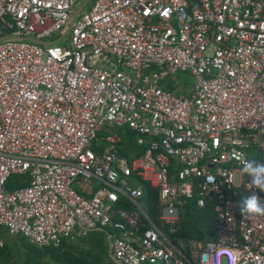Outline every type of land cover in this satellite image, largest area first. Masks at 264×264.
<instances>
[{
	"label": "built area",
	"instance_id": "2783aa9c",
	"mask_svg": "<svg viewBox=\"0 0 264 264\" xmlns=\"http://www.w3.org/2000/svg\"><path fill=\"white\" fill-rule=\"evenodd\" d=\"M82 1L0 0V228L58 246L106 226L119 264H264V214L238 206L264 202L241 174L264 162V0H92L64 38ZM178 72L193 84L176 93ZM122 127L142 155L112 149ZM192 197L215 241L167 235Z\"/></svg>",
	"mask_w": 264,
	"mask_h": 264
},
{
	"label": "trees",
	"instance_id": "16d2710c",
	"mask_svg": "<svg viewBox=\"0 0 264 264\" xmlns=\"http://www.w3.org/2000/svg\"><path fill=\"white\" fill-rule=\"evenodd\" d=\"M187 74L189 75V73ZM177 85H181L179 83V72L169 77L165 81L164 87L176 93L187 90L186 88L180 90ZM119 131L122 134V140L113 146L112 149L119 156L142 155L148 144L138 145L137 142L133 144L130 139L133 133L128 128L122 127ZM127 137L131 141H126ZM144 138L147 139V136H144ZM170 169L172 171L177 170V165L172 163ZM142 183L144 192L139 198V202L148 216L158 223L160 210L158 190L147 181ZM24 184H27V177L14 174L8 178L6 189L12 190ZM122 205L128 208L133 207L128 203ZM180 216L179 226L175 232L167 233L171 240L176 236H183L185 239H195L197 242L204 244L216 240V214L211 204L207 203L204 207H198L196 198L192 197L185 201L181 208ZM142 221L144 222L143 227H146L148 223L143 217ZM114 232L113 229L106 226H96L73 241L64 240L58 246H38L31 243L24 235L11 236L6 229L0 228V237L4 241V245L0 250V264H119L109 252L112 241L109 235Z\"/></svg>",
	"mask_w": 264,
	"mask_h": 264
},
{
	"label": "clouds",
	"instance_id": "9594fccd",
	"mask_svg": "<svg viewBox=\"0 0 264 264\" xmlns=\"http://www.w3.org/2000/svg\"><path fill=\"white\" fill-rule=\"evenodd\" d=\"M241 174L250 178V187L255 186L264 191V162H258L255 159L245 161ZM238 206L243 213L264 214V202L255 193L243 198Z\"/></svg>",
	"mask_w": 264,
	"mask_h": 264
},
{
	"label": "rangeland",
	"instance_id": "374dc122",
	"mask_svg": "<svg viewBox=\"0 0 264 264\" xmlns=\"http://www.w3.org/2000/svg\"><path fill=\"white\" fill-rule=\"evenodd\" d=\"M92 0H89L88 4L91 3ZM86 7L83 9L85 10ZM67 37V34H65L64 38ZM62 43V42H60ZM177 80V79H175ZM179 83H181V87L182 88H186L187 90L192 86L193 82H192V79L191 77L185 73V72H179ZM137 135H134L132 134V136L130 137V139L132 140V143L135 144L137 142ZM131 140H128V137L126 139V141H131ZM235 182H238V174H236V180Z\"/></svg>",
	"mask_w": 264,
	"mask_h": 264
},
{
	"label": "water",
	"instance_id": "95a60500",
	"mask_svg": "<svg viewBox=\"0 0 264 264\" xmlns=\"http://www.w3.org/2000/svg\"><path fill=\"white\" fill-rule=\"evenodd\" d=\"M87 3H88V0H83L79 4V6H77V8L75 9L74 14L72 15V18H71V20H70V22H69L66 30L64 31V34L68 33L72 22L74 21V19L76 18V16L80 13V11L86 6ZM58 40L59 39L54 40L53 42H57ZM37 42L42 43V44H49V43H51V42H47V41H38V40H37ZM109 252L111 253V246L109 248Z\"/></svg>",
	"mask_w": 264,
	"mask_h": 264
},
{
	"label": "crops",
	"instance_id": "0c3cea01",
	"mask_svg": "<svg viewBox=\"0 0 264 264\" xmlns=\"http://www.w3.org/2000/svg\"><path fill=\"white\" fill-rule=\"evenodd\" d=\"M184 90V89H183ZM186 91V90H185Z\"/></svg>",
	"mask_w": 264,
	"mask_h": 264
}]
</instances>
